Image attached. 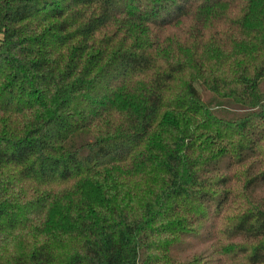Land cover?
I'll return each mask as SVG.
<instances>
[{
    "label": "trees",
    "instance_id": "trees-1",
    "mask_svg": "<svg viewBox=\"0 0 264 264\" xmlns=\"http://www.w3.org/2000/svg\"><path fill=\"white\" fill-rule=\"evenodd\" d=\"M0 264H264V0H0Z\"/></svg>",
    "mask_w": 264,
    "mask_h": 264
},
{
    "label": "rangeland",
    "instance_id": "rangeland-1",
    "mask_svg": "<svg viewBox=\"0 0 264 264\" xmlns=\"http://www.w3.org/2000/svg\"><path fill=\"white\" fill-rule=\"evenodd\" d=\"M207 247L208 245H202L194 240L187 247L179 245L177 257L180 261H186L188 259H191L192 257L202 255V252L206 251Z\"/></svg>",
    "mask_w": 264,
    "mask_h": 264
}]
</instances>
